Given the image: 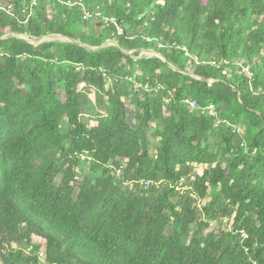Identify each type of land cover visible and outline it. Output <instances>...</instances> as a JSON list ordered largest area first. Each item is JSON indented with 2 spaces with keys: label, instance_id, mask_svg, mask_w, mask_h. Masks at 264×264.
Instances as JSON below:
<instances>
[{
  "label": "trees",
  "instance_id": "1",
  "mask_svg": "<svg viewBox=\"0 0 264 264\" xmlns=\"http://www.w3.org/2000/svg\"><path fill=\"white\" fill-rule=\"evenodd\" d=\"M53 35L69 40L22 37ZM90 93L109 114L84 118ZM226 216L232 231L212 224ZM42 250L46 264H264V0H0V264Z\"/></svg>",
  "mask_w": 264,
  "mask_h": 264
},
{
  "label": "rangeland",
  "instance_id": "2",
  "mask_svg": "<svg viewBox=\"0 0 264 264\" xmlns=\"http://www.w3.org/2000/svg\"><path fill=\"white\" fill-rule=\"evenodd\" d=\"M95 16H101L100 14H97V15H94V16H91V15H88V19H92V20H97V18ZM90 21V28L91 25L93 24V21ZM88 26L87 27H83L82 30L84 31H89V28ZM13 35H17V34H12ZM18 36V35H17ZM21 37V36H20ZM22 37H25L26 39H28L31 43L35 44L36 46L44 43V42H49V41H53V40H69L63 36H45L43 38H30L29 36H22ZM109 44H116V45H120L118 44V42H110ZM120 47H122L120 45ZM129 53H132L134 54L135 58L139 59L141 57H154V56H158L159 54L155 51V50H146V49H142L139 51V53H135L133 51H130ZM130 73H132L130 71ZM127 80L133 82L132 80H134V77L133 75H129L127 78ZM113 83V79H110L107 83V88H109ZM89 88L87 91L90 92L91 89L90 87H87ZM143 91V89L138 86V88H136V93L133 94V96L131 97V99L134 101L135 100V95H138L139 93H141ZM90 97H91V100L93 101L91 103L90 106H87L85 107V110H84V118L86 120H89L92 116H95L97 114H100V113H104V114H109L110 112V104H109V95L105 94L104 95V103L100 101H94L95 99V94L94 93H90ZM156 140H153L152 141V144L155 146L156 145ZM78 158L80 159L81 161V164L77 167V172H78V176L79 177H83L85 175H87L89 173V170L91 168V162H92V157H91V154L89 152H82V153H78ZM194 166V171L195 173L193 174H190L188 176H184L181 180H177V181H173L171 182V185L173 187H175L179 192H186L188 190H190L191 186H192V181L195 180V176H196V173H202L203 170L206 168L205 165H200V164H195L193 165ZM61 179L59 178L58 181H60ZM118 183H121L119 181H117ZM165 183V181H164ZM133 182H127V183H124L123 185L128 188L129 186H132ZM162 184V182H161ZM194 197L196 198L197 196L194 195ZM211 201V198L208 197L206 199H200V198H196V203H197V206L201 209V211L204 210V206L209 203ZM203 216V215H202ZM218 222V223H217ZM212 224L216 225V224H219V229H221L222 231H227V230H234V217H229V216H226V217H222V218H219L215 221L212 222ZM244 232V231H242ZM242 237L243 238H247V235L246 233L243 235L242 234ZM42 252H45V250H42ZM40 257H41V261H42V264H46L45 263V256H42L41 253H40Z\"/></svg>",
  "mask_w": 264,
  "mask_h": 264
},
{
  "label": "built area",
  "instance_id": "3",
  "mask_svg": "<svg viewBox=\"0 0 264 264\" xmlns=\"http://www.w3.org/2000/svg\"><path fill=\"white\" fill-rule=\"evenodd\" d=\"M88 17V14H86V18ZM119 28V32L123 33L122 28L120 26H118ZM249 69V67H247ZM226 73V72H225ZM138 86H140L141 88L145 89V90H151V88L149 87V85H145L143 86L142 84H139ZM187 102L189 103V105L193 108V109H197L198 108V103L196 100H187ZM202 111V110H201ZM209 112L210 115H215L216 111H215V105H210L208 108L203 109V112ZM123 171V167L118 169V176H120L122 174ZM142 183L145 184L146 188H150L151 185L153 184L152 181L148 180V181H143ZM41 255H44V252H41Z\"/></svg>",
  "mask_w": 264,
  "mask_h": 264
}]
</instances>
